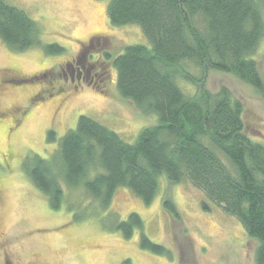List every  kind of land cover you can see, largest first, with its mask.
<instances>
[{
	"label": "trees",
	"instance_id": "obj_1",
	"mask_svg": "<svg viewBox=\"0 0 264 264\" xmlns=\"http://www.w3.org/2000/svg\"><path fill=\"white\" fill-rule=\"evenodd\" d=\"M260 2L108 0L110 23L137 24L148 44L124 45L121 52L105 50L100 56L104 65H111L116 71V91L120 97L131 101L144 114L155 115L157 122L140 130L133 142H126L93 118L79 116L76 127L65 132L57 145L60 169L38 157H34L29 168L30 180L50 206L59 205L63 191L59 179L69 188L82 187L90 196V206L98 201L106 212L120 187L130 189L149 204L163 175L169 183L195 187L203 195V210L208 211L210 204L216 205L224 214L237 219L246 235L258 243L256 264H264V142L246 132L242 103L227 88L190 95L177 82L178 77L197 82L190 75L188 66H192L202 76L208 69L230 73L264 94V82L255 60L264 38ZM42 34L38 23L24 10L0 0V40L9 49L62 52L58 44H44ZM92 39L94 43L98 38ZM80 49L84 58L87 48ZM105 75L106 71L101 70L94 73L93 79L104 82ZM8 76V86L37 78ZM3 115L0 111V121ZM54 135L52 129L48 130L47 142L54 141ZM89 173H93L90 178L86 177ZM162 207L175 216L169 199H162ZM142 226L140 216L129 213L115 229L129 238ZM139 240L141 247L150 252L166 253L163 246L141 231ZM123 264L130 262L125 259Z\"/></svg>",
	"mask_w": 264,
	"mask_h": 264
},
{
	"label": "rangeland",
	"instance_id": "obj_2",
	"mask_svg": "<svg viewBox=\"0 0 264 264\" xmlns=\"http://www.w3.org/2000/svg\"><path fill=\"white\" fill-rule=\"evenodd\" d=\"M5 1L38 23L44 44H58L62 52L45 53L42 48L19 52L0 40V77L44 74L25 84L0 85V111L4 112L0 121V264L3 258L11 264H31L34 260L36 264H123L125 259L130 264H256L258 243L246 235L237 219L216 205L203 210V195L195 187L169 183L163 175L149 204L130 189L120 187L112 196L109 213L99 207L98 201L90 206V196L82 187L69 188L59 179L63 190L59 205L50 206L30 180L29 168L34 157L58 168L57 145L65 132L76 127L79 116L93 118L126 142H133L140 130L156 124L155 115L144 114L120 97L116 71L104 65L100 56L105 50L121 52L124 45H147L148 41L137 24L110 23L108 0ZM260 10L264 17V0ZM89 36L99 38L94 41L98 46L87 48L82 58L79 47L88 46ZM255 53L264 82V38ZM68 64L86 79L78 83L62 76L61 70L66 72ZM188 67L197 82L178 77L186 93H213L227 88L242 103L246 132L264 142L263 93L230 73L208 69L202 76L198 69ZM101 70L106 71L104 82L93 79L94 73ZM12 117L18 119L17 124L7 131L3 125L11 124ZM50 129L55 132V140L47 142L46 132ZM8 150L13 153L9 166L2 159ZM162 199L172 202L176 219L164 210ZM129 213L140 216V231L163 246L166 253L142 248L139 229L129 238L115 229Z\"/></svg>",
	"mask_w": 264,
	"mask_h": 264
},
{
	"label": "flooded vegetation",
	"instance_id": "obj_3",
	"mask_svg": "<svg viewBox=\"0 0 264 264\" xmlns=\"http://www.w3.org/2000/svg\"><path fill=\"white\" fill-rule=\"evenodd\" d=\"M93 37H95V36H93ZM92 36H89V38H88V42H86V43H89L90 41H91V43L88 45V46H83V45H81L80 47H79V51H80V48H89V47H95V44L93 43V38ZM97 41L99 40V38L98 39H96ZM72 65L71 64H68L67 65V67H66V72H64V70H61V73L63 74V76H65V78L66 77H68L69 79H70V81L71 82H73L74 80H75V82H78V83H80V81L81 80H85L86 79V76L84 77L83 75H81V72L80 71H78V73L76 74L74 71L76 70L77 71V68L74 70V69H72ZM6 76L5 77H0V85L1 86H5V84H7V82H6ZM16 120L17 119H13V117L11 118V120H10V123L11 124H7V125H9V126H7V125H3L5 128H6V130L7 131H9V130H11V129H13L14 127L13 126H15L16 125ZM13 153H12V150H8V152H5L3 155H2V159H4L5 160V162H6V164L9 166V164L13 161ZM19 165H21V162H19L18 163V166ZM2 167H7L5 164H3L2 165ZM29 231V230H28ZM34 262H36L35 260L34 261H31L30 263L31 264H36V263H34ZM1 264H11V262H10V260H8L7 258H3V261H2V263Z\"/></svg>",
	"mask_w": 264,
	"mask_h": 264
}]
</instances>
